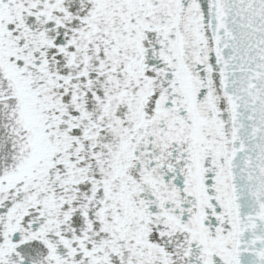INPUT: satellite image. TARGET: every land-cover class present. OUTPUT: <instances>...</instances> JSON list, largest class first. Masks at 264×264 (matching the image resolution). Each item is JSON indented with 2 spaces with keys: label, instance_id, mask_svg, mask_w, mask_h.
<instances>
[{
  "label": "snow or ice",
  "instance_id": "obj_1",
  "mask_svg": "<svg viewBox=\"0 0 264 264\" xmlns=\"http://www.w3.org/2000/svg\"><path fill=\"white\" fill-rule=\"evenodd\" d=\"M0 264H264V0H0Z\"/></svg>",
  "mask_w": 264,
  "mask_h": 264
}]
</instances>
